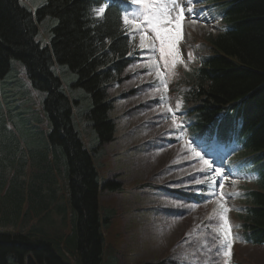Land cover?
Instances as JSON below:
<instances>
[{
    "label": "trees",
    "instance_id": "obj_1",
    "mask_svg": "<svg viewBox=\"0 0 264 264\" xmlns=\"http://www.w3.org/2000/svg\"><path fill=\"white\" fill-rule=\"evenodd\" d=\"M209 1L224 6L223 29L205 38L210 56L184 73L182 82L190 89L186 130L209 141L239 127L243 150L230 166L239 168L243 161L256 178L241 185L232 217L244 243L264 247V0ZM124 2L42 0L33 10L22 0H0V84L16 62L22 64L31 88L43 93L49 125L39 142L34 139L39 129L27 139L34 167L29 176L25 149L14 134L3 141L0 121V264H117L115 250L104 262L102 229L113 210L102 208L99 199L104 191L122 192L123 187L101 176L97 150L115 140L111 84L123 85L132 60ZM104 3L103 16L94 17L92 9ZM42 23L50 33L46 43L38 39ZM16 82L23 83L11 75L6 91L15 92ZM82 118L91 148L79 129ZM232 254L235 259V248ZM211 258L212 264L224 260L214 251Z\"/></svg>",
    "mask_w": 264,
    "mask_h": 264
},
{
    "label": "rangeland",
    "instance_id": "obj_2",
    "mask_svg": "<svg viewBox=\"0 0 264 264\" xmlns=\"http://www.w3.org/2000/svg\"><path fill=\"white\" fill-rule=\"evenodd\" d=\"M41 1L22 0V3L34 10ZM152 1L150 7L147 0H134L133 12L126 19L129 22V35L140 38L138 47L141 58L128 70L123 88L113 86L110 89L112 97L118 95L114 113L119 125L116 141L105 146L107 153L100 154L102 166L99 169L108 180L121 183L123 191H104L99 199L100 206L113 210L114 214L109 219V226L103 229L106 245L104 262L108 261L107 253L115 250L119 258L117 264H212L213 259L208 260L209 252L216 251L224 257L221 264H231L232 249L235 248L238 263L264 264V247L242 243L236 232L239 228L237 220L232 217L238 211L235 193L239 191L238 185L243 184V181L237 183L236 178L242 180L243 176H232L225 158L218 163L215 156L204 155L201 148L193 149V140L186 135L171 136L172 130L181 131L182 125L187 123L176 114L166 116V98L162 89L167 91L168 88L164 80V63L171 66L172 72L189 68L192 56L188 59L182 42L185 39L195 41L196 36L197 40L202 41V35L216 33L219 30L216 20H210L205 14L204 19L200 20L197 8L189 15L185 14L183 0ZM223 7L216 8V13ZM40 30L38 39L42 43L48 42L50 33L43 23ZM150 30H153V42L156 40L155 50L151 54L144 49L141 41L145 34L152 38ZM191 33L194 36L189 38ZM199 45H192L193 49L200 53L207 51L205 46ZM15 64V69L24 74L25 67L19 62ZM11 75L2 82L0 89V121L5 125L2 139L4 141L12 134L19 137L20 146L30 152L29 158L26 157V172L30 176L34 167L27 139L37 131L36 126H27L22 119L21 103L36 102L43 111V93L37 90L30 93L26 91V85L16 82L15 92L7 94V81ZM120 93L122 95L119 97ZM25 112L29 113L28 110ZM36 122L37 126L44 124L39 120ZM86 124L82 118L79 129L83 130ZM144 128L146 132H143ZM47 132L48 129L40 132L34 139L39 142L44 135L47 136ZM90 136V131L85 132L88 145H92ZM214 153L223 155L216 149ZM204 163H210V167ZM13 174L9 176L2 194L6 193ZM184 176L189 178L188 185H193L192 189L196 183L208 186L204 204L179 194L171 198L172 192L164 189L163 184L170 187L180 185L187 189L186 182L180 179ZM195 191L200 192V188L197 187ZM28 210L27 205L23 211ZM52 215L57 222L63 219L55 212ZM212 231L220 236L218 245L211 244ZM234 239L238 241V246L232 245ZM215 240L218 241V238Z\"/></svg>",
    "mask_w": 264,
    "mask_h": 264
},
{
    "label": "bare ground",
    "instance_id": "obj_3",
    "mask_svg": "<svg viewBox=\"0 0 264 264\" xmlns=\"http://www.w3.org/2000/svg\"><path fill=\"white\" fill-rule=\"evenodd\" d=\"M143 41L145 42V48L147 51H150V54L152 53L153 49H154V45H152V41L150 40V38L148 36H144V39ZM13 77H18V72L17 70L15 69V74L13 75Z\"/></svg>",
    "mask_w": 264,
    "mask_h": 264
}]
</instances>
